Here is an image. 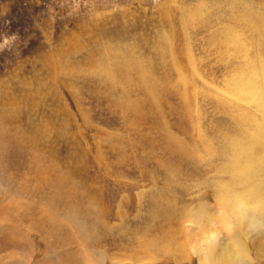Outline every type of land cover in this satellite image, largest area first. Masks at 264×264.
<instances>
[{"label":"rangeland","instance_id":"1","mask_svg":"<svg viewBox=\"0 0 264 264\" xmlns=\"http://www.w3.org/2000/svg\"><path fill=\"white\" fill-rule=\"evenodd\" d=\"M253 69L264 0H0V264H264Z\"/></svg>","mask_w":264,"mask_h":264},{"label":"bare ground","instance_id":"2","mask_svg":"<svg viewBox=\"0 0 264 264\" xmlns=\"http://www.w3.org/2000/svg\"><path fill=\"white\" fill-rule=\"evenodd\" d=\"M258 73L259 72H257L255 69H253L251 72V75L247 79L244 78L245 80H248V81L244 85V88H243L244 91L242 89L241 90L243 92H245L246 95L252 99L251 101L258 104V106L261 108V110H262L261 114H262V120H263V127L261 129L264 131V69H262L260 76ZM245 93L243 96H245ZM262 139L264 140V134L262 135ZM246 151H247V153L249 152L248 150H246ZM254 164H255V162L254 161L252 162L251 159H248V160L244 159V162H241V160L238 161V163L235 167L236 168L235 171H236L237 176L240 175L241 180H244V182H251V185H249V183H248L249 187L246 188V190L243 191L242 193L237 194L236 197H234L233 199L226 197V198H228L227 201H229V200L234 201V202H232V205L228 204L229 202L228 203L225 202V205L228 206V208H229V206H233V205L235 208L239 205L241 206V204L245 203L244 199H246V198H248V201H252V198H253L255 203H256L255 205H260L261 201L258 200L257 197H260L263 194L264 179H262V181H256L255 180V177L258 175V173L254 172V168L256 167V165H254ZM240 181H238V182H240ZM239 184H241V183H239ZM231 216L233 217V214ZM235 220H236V218H235ZM225 223L227 224V222H225ZM208 224H209V222H208ZM232 226L230 223L227 225L228 230L231 234V237L234 241L233 245H235L234 246L235 251L233 252V256L236 257L235 261L243 263L246 259V256H247V250L245 247L240 245V242L238 239V238H240V236L236 237V234H235ZM205 233L207 234V236L205 237L206 234L204 235V241H205L204 253H205L206 258H208V260H211V257L214 256L215 248L217 245V240H218L217 232L211 226H208L205 228Z\"/></svg>","mask_w":264,"mask_h":264}]
</instances>
